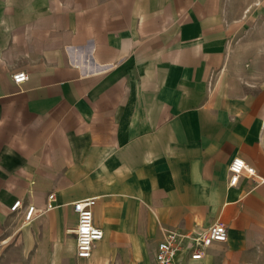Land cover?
<instances>
[{"label":"crops","instance_id":"1","mask_svg":"<svg viewBox=\"0 0 264 264\" xmlns=\"http://www.w3.org/2000/svg\"><path fill=\"white\" fill-rule=\"evenodd\" d=\"M233 158L256 176L229 186ZM86 198L84 260L64 230ZM216 222L226 242L172 264H264V0H0V264H155Z\"/></svg>","mask_w":264,"mask_h":264},{"label":"built area","instance_id":"2","mask_svg":"<svg viewBox=\"0 0 264 264\" xmlns=\"http://www.w3.org/2000/svg\"><path fill=\"white\" fill-rule=\"evenodd\" d=\"M14 84H20L28 80L25 72H15L11 76ZM228 185L235 186L239 178L246 174L255 177L253 167L246 164L240 158H233L228 166ZM53 194L47 197L45 211L52 209ZM99 204L97 198H86L72 204V212L76 216L74 226L64 230L66 235L74 236L75 256L78 259H89L97 242L102 240L103 232L94 225L93 210ZM22 210V224H28L34 218L37 209L34 205L23 206L20 200L15 201L10 211L15 213ZM227 240V229L222 223L216 222L204 231L193 234H180L175 231H167L163 239L157 244L155 252V264H172L178 253L184 252L191 260H200L206 250L214 243H224Z\"/></svg>","mask_w":264,"mask_h":264},{"label":"rangeland","instance_id":"3","mask_svg":"<svg viewBox=\"0 0 264 264\" xmlns=\"http://www.w3.org/2000/svg\"><path fill=\"white\" fill-rule=\"evenodd\" d=\"M21 242V241H20ZM19 242V243H20ZM17 246H21V243ZM8 246L10 248L13 247V244L12 243H9ZM64 247V248H63ZM6 254V257L8 258L7 260L4 261L5 264H11L10 261H12L13 258L15 259H20V261L22 262V264H27L28 263V260L25 259L27 256V252L21 250V251H12V250H6L4 252ZM47 253V252H46ZM26 254V255H25ZM50 256H51V262L50 264H88V263H91L93 261V259H91L88 263L86 262H79L75 259V257L73 256V251L70 249V245H66V244H63L62 245V249L59 251V252H51L49 253ZM152 255H153V251L151 250L148 254V261L146 262V264H150L151 263V258H152ZM41 256V255H40ZM39 256V258H40ZM44 256V255H43ZM45 258V256H44ZM60 260V262H58ZM40 263V261H38V264Z\"/></svg>","mask_w":264,"mask_h":264}]
</instances>
